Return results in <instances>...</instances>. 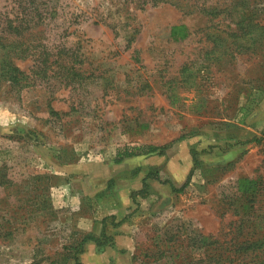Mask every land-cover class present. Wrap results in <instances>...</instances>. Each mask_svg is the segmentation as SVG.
Listing matches in <instances>:
<instances>
[{
  "label": "rangeland",
  "instance_id": "obj_1",
  "mask_svg": "<svg viewBox=\"0 0 264 264\" xmlns=\"http://www.w3.org/2000/svg\"><path fill=\"white\" fill-rule=\"evenodd\" d=\"M230 1L0 0V19L28 13L48 50L72 47L85 78L20 94L0 85V176L9 182L0 184V222L13 225L0 264L36 263L98 236L103 218L127 252L123 264H216L209 255L233 236L263 240L238 264H264V47L216 60L201 12ZM256 2L262 21L264 0ZM178 25L189 36L173 41ZM46 105L63 115L50 117ZM167 144L161 157L113 163L119 148ZM241 178L258 181L250 199L233 197ZM143 181L148 197L131 200ZM35 187L43 198L29 197ZM199 234L219 243L197 247Z\"/></svg>",
  "mask_w": 264,
  "mask_h": 264
},
{
  "label": "trees",
  "instance_id": "obj_2",
  "mask_svg": "<svg viewBox=\"0 0 264 264\" xmlns=\"http://www.w3.org/2000/svg\"><path fill=\"white\" fill-rule=\"evenodd\" d=\"M257 0H231L227 9L218 10L215 8L201 9V12L207 17L210 27L205 33V38L211 44L209 54H212L216 60L225 58H232L233 54L242 52H251L256 49L264 47V20L260 21L259 11L257 9ZM227 19L229 22L226 25L225 31L218 29V22L214 23V19ZM39 22L33 23V16L27 13L21 19H0V85H6L9 92L20 94L24 90H29L34 87L37 82L46 83L47 88H74L79 86L85 78L82 75L80 65V55L72 51V47L55 48L50 51L44 46L38 37L34 34V29ZM33 24V25H32ZM169 36L173 41L185 40L188 36V30L185 25L172 26L170 28ZM82 56V55H81ZM31 62V66L26 70L19 67L18 62ZM48 84V82H50ZM51 86V87H50ZM55 88V90H56ZM52 92V91H49ZM47 106V105H46ZM50 117H59L62 113L52 110L47 106ZM27 134L33 133L27 130ZM171 147V144L164 146H139V147H123L116 150L113 158V163L120 165L125 160L137 157H161ZM192 162L194 168H199L201 163L197 160L194 153L192 154ZM201 169V167H200ZM204 173V171H203ZM191 174V173H190ZM187 181L178 189L171 186V191L174 193H182L188 185L190 175ZM156 175V174H155ZM154 175V176H155ZM0 184H9L0 176ZM157 177L155 176L154 180ZM143 188L131 194V200L135 196L145 199L148 197L149 187L145 181L142 182ZM259 188L258 181L241 178L236 181V194L234 198L240 196L243 199H250ZM43 191V190H42ZM38 187L32 189V194L29 196L32 199L43 198V193ZM242 196V197H241ZM46 210L51 211V206L46 205ZM246 208V206H245ZM13 208H8L5 215L11 214ZM106 218L101 220L103 232L98 235H85L74 244L69 246L64 245L61 252L48 255L39 262L31 264H80V256L84 252L85 245L93 242L96 249L101 251L106 247H113L114 235H105L104 227L106 225ZM109 220H114V216L109 217ZM112 224V223H111ZM117 226L121 221L115 223ZM13 225L10 221L5 220L0 222V242H7L12 239H7L11 236ZM174 239L171 238V241ZM170 241V242H171ZM175 241V240H174ZM262 239H244L242 242H237V236H233L220 244L222 251L216 254L213 250L208 259L216 264H238L243 262L244 254L248 251H253L259 248ZM198 242L201 248L215 249L219 243L218 239L211 236L198 235L195 244ZM167 243V242H166ZM168 244V243H167ZM210 247V248H209ZM207 252V250H205ZM165 251L159 252L163 254ZM252 254V253H251ZM250 254V255H251ZM162 257V256H161ZM176 254L174 257L170 256V261L178 258Z\"/></svg>",
  "mask_w": 264,
  "mask_h": 264
},
{
  "label": "crops",
  "instance_id": "obj_3",
  "mask_svg": "<svg viewBox=\"0 0 264 264\" xmlns=\"http://www.w3.org/2000/svg\"><path fill=\"white\" fill-rule=\"evenodd\" d=\"M87 244V247L85 246L84 248L83 254L80 256V264H111V262L112 264H123L122 260L118 259V255H120V253L127 252L121 251L120 248H115L113 246L106 247L99 251L96 249L93 242H89Z\"/></svg>",
  "mask_w": 264,
  "mask_h": 264
}]
</instances>
